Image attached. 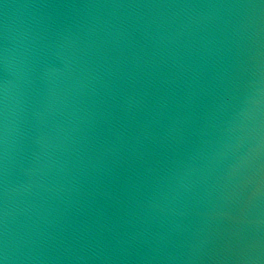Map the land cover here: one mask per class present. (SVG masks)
I'll use <instances>...</instances> for the list:
<instances>
[{
	"label": "water",
	"instance_id": "1",
	"mask_svg": "<svg viewBox=\"0 0 264 264\" xmlns=\"http://www.w3.org/2000/svg\"><path fill=\"white\" fill-rule=\"evenodd\" d=\"M0 264H264V0H0Z\"/></svg>",
	"mask_w": 264,
	"mask_h": 264
}]
</instances>
